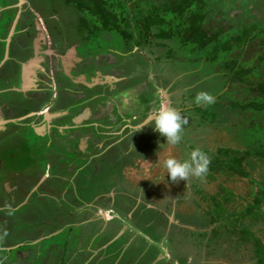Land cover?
I'll return each mask as SVG.
<instances>
[{
  "label": "rangeland",
  "instance_id": "obj_1",
  "mask_svg": "<svg viewBox=\"0 0 264 264\" xmlns=\"http://www.w3.org/2000/svg\"><path fill=\"white\" fill-rule=\"evenodd\" d=\"M123 1L127 9L124 15L134 14L128 9L129 0H105L108 9L117 14L123 10ZM157 1L142 3L146 9L157 3L161 7L164 0ZM21 2L23 7L34 8L32 0ZM191 3V9L204 11V19L213 29L222 27L218 41L242 33L243 25L248 24L257 26L256 36L264 32V0ZM55 6L48 9L52 17L56 14L54 19L70 20L69 12L65 11L64 19ZM237 8L244 9L242 15ZM70 9L77 15L72 23L83 24L89 37L72 39L78 44L71 51L77 76L59 74L57 111H64L55 124L70 122V113L80 107H72V102L85 100L97 125L113 134L79 157L80 151L74 149L76 139L80 131L89 128H59L58 136L50 134L58 151L38 150L41 159L33 157L36 163L32 164L28 159L25 169L32 168L28 187L33 188L18 202L0 196V206L17 203L13 208H0V264H116L120 258L118 264H149L157 259L153 264H262L258 259L264 256V250H257L254 240L246 239L240 227H248L264 244V199L253 212L237 220L239 228H233L230 235L224 229L230 224L216 218L219 212L233 214V208L241 209L264 189V160L255 152L264 149V111L244 106L250 100L264 99L259 85L264 82V58L258 59L264 43L258 50L251 49L250 41L244 43L245 47L242 41L233 42L208 60L214 41L198 49L192 41L182 44L180 35L170 40L154 37L158 30L154 26L148 42L144 39L143 44L134 45L131 38L110 26L102 28L99 17L87 10ZM15 10L13 7L9 15ZM27 10L22 13V22H26ZM139 22L136 25L142 30ZM134 25L129 30L136 36ZM161 42L166 44H158ZM234 57L237 64L231 68ZM87 70L93 73L92 81L79 74ZM95 70L100 74H94ZM236 71L240 74L235 75ZM198 91L212 95L213 102L196 103ZM234 102L237 104L229 105ZM166 105L177 109L185 121L181 142L165 146L167 154L183 160L199 148L207 153L210 163L211 153L218 152L220 145L238 148L237 160L235 152L226 159L248 171L253 180L233 168L226 167L223 172V168L217 170L210 164L203 178L189 177L174 183L165 174L164 179V170L156 160L164 138L149 126L140 129L137 125L144 119V124L150 125V115ZM72 132L73 136L69 134ZM14 142L19 150L25 145L22 139ZM247 148L253 150L251 154H245ZM164 154L160 153L161 160ZM86 157L88 165L76 170ZM139 160L145 167H134ZM6 169L0 168V176ZM41 174L44 179L35 184ZM114 189L124 194L117 199ZM228 189L233 191L235 203L229 201L227 210H217L214 199L229 200ZM108 193H112L110 200L101 199ZM71 224L75 225L72 233L67 228ZM115 252L117 259L109 257ZM14 254L13 262L11 258L5 260Z\"/></svg>",
  "mask_w": 264,
  "mask_h": 264
},
{
  "label": "flooded vegetation",
  "instance_id": "obj_2",
  "mask_svg": "<svg viewBox=\"0 0 264 264\" xmlns=\"http://www.w3.org/2000/svg\"><path fill=\"white\" fill-rule=\"evenodd\" d=\"M2 1L0 0V168L7 167V169L4 176H0V196L7 198L8 202H18L33 188L28 187L32 179L29 173L32 168L25 169L28 159H31L30 164L32 161L36 163L33 157L41 159L38 150L58 151L57 142L54 143L55 145L51 143V133L57 135L59 128L88 127L89 130L85 128L86 130L80 131L76 139L77 144L74 146V149L80 151L81 155H78L80 157L84 156L88 149L104 144L105 137L111 136L113 131H106L102 129L103 127L100 128L99 124L97 125L91 110L84 105L85 100H80L77 104L72 102V107L75 105L80 107L70 113V122H65L61 126L55 124L57 117L64 111H57L61 96L57 95L56 87L59 79L62 78L60 75H76L71 51H74L75 45H78L72 39L74 36L79 39V35L72 21L64 18L63 22H58L57 17L54 19L56 14L52 17L48 11L51 6L56 5H53L51 1L47 3L43 0H32L34 8L27 5L23 7L21 0ZM233 5L232 3L231 6ZM13 7L16 10L12 13L13 15H9ZM25 8H28V15L26 22H22V13ZM243 11V8L238 9L240 15ZM36 13L40 17H35ZM59 67L60 71H58ZM95 73L100 74L96 70ZM79 74L89 81H92L94 77L88 70ZM102 75L104 78L105 74L101 73ZM71 79L76 81L73 77ZM66 98H68L67 95ZM123 120L126 119L123 118ZM125 123L128 122L125 121ZM144 123L145 119L139 124ZM69 134L73 136L74 133ZM16 139L17 141L22 139L25 143L21 150L14 142ZM95 153L89 154V157ZM89 157L84 158L76 170L82 165H88ZM136 164L128 165L145 167L140 160ZM43 176L41 174L35 184L41 181ZM115 193L118 194L115 196L117 199L124 194L121 191H115ZM110 195L112 193L105 194L101 199L108 200ZM16 205L17 203L14 205L5 203L0 208H13ZM70 227L72 228L69 232L72 233L75 225L67 226V228ZM10 258L13 262L15 254L5 257V260Z\"/></svg>",
  "mask_w": 264,
  "mask_h": 264
},
{
  "label": "trees",
  "instance_id": "obj_3",
  "mask_svg": "<svg viewBox=\"0 0 264 264\" xmlns=\"http://www.w3.org/2000/svg\"><path fill=\"white\" fill-rule=\"evenodd\" d=\"M49 3L50 1L57 5L58 10L60 13H62V16L65 18V11L66 13L69 12V17L72 22H74V18H77V15L74 13H71L70 7H73L75 9L79 10H87L92 15H95L99 17L100 26L102 28L111 27L114 30L119 31L123 34L124 37L131 38L134 45L143 44L142 41L145 42L149 41V37H152V33H149L150 29L154 26H158V30H156L153 33V36L156 38L161 39H172L174 36H179V39L181 43H187V42H194L195 47L198 49L204 48L208 43L211 41L213 42V45L210 48L209 53L207 54L206 59H213L216 55L217 51L220 48H229L231 47L233 42H243V47L246 46V42L250 41L251 49H258L261 50V43H264V32L262 34H259V36L255 35L254 29L257 27L256 25L248 24L243 25V31L242 33L235 35L234 37L227 38L223 41H218V36L223 32L222 27H217L216 29H213L209 25V21H206L204 19L205 13L202 10H195L191 9L192 6V0H164L161 7H159L157 2H162L161 0H158L155 4L151 7H148L146 9V6L142 3L143 0H129L131 1L129 4V10H134L135 13L131 15H124V11L127 10L125 8L126 1H123L120 3L123 7V10L120 13H116L115 11H111L107 7V3L105 0H43ZM45 3V4H47ZM47 8V7H46ZM44 9V8H43ZM42 9V10H43ZM146 9V10H145ZM145 10V13L142 11ZM167 12H170L171 15L167 16ZM47 13V12H46ZM137 13V14H136ZM132 19H134V23L132 22ZM138 19H140V27L142 30L139 29V27L136 25L138 23ZM132 24H135L134 26L137 28L138 33L136 36L133 35L132 31L129 30L130 27H132ZM73 27L76 29V33L79 35V39H87L89 37L88 34H84V28L85 26L81 23L75 22L72 24ZM87 26V25H86ZM164 26V27H163ZM88 27V26H87ZM211 27V32H210ZM224 28V27H223ZM92 30V28H89ZM160 45H164L166 43H159ZM172 47V46H171ZM171 47L170 51L172 50ZM264 58V52L260 54V51H258V59ZM236 57L233 59V66L231 65V68H234L235 64H237ZM252 69V68H247ZM233 70V69H231ZM235 75L240 74V71H236L234 73ZM233 74V77H234ZM236 79V78H235ZM262 88V91H264V82L259 84ZM237 103H229V105H236ZM247 105V106H246ZM213 106L214 103H213ZM246 107H253L256 110H263L264 111V99L262 101H256V100H250L245 103ZM210 109V108H209ZM208 109V111H209ZM207 109H204L206 111ZM254 121V120H253ZM242 132H244V128L240 129ZM245 143H247V140H244ZM252 149L247 148L245 150V154H251ZM209 152V150H208ZM211 152V151H210ZM227 152V153H226ZM235 152L234 160H237V153L240 152V149H232V147L220 145L218 147V152L211 153L213 156V160L209 163L211 166L215 167L217 170L220 168H223V172L225 171L226 167L233 168L236 172L241 173L243 176H250L252 179L250 173L243 168H241L236 163H230L227 161V156L229 154H232ZM259 156L262 160H264V149H258ZM257 155V154H255ZM253 180V179H252ZM228 198H225V200H219L214 199V203L217 206V210H221L224 208L227 210L228 207L227 203L229 201H232L235 203L234 199V193L231 189H228ZM262 199H264V189L262 188L261 191L254 197V199L251 202H247L244 207L240 208H233V214H230L229 212L220 213V216L216 219L219 221L224 220L227 222V224H230V226H226L225 232L228 231V235H230V231H233V228L237 229L239 228V225L237 223V220L244 219V217L250 213L253 212L257 205L261 203ZM224 206V207H223ZM218 213V212H217ZM235 216L236 219H235ZM72 228V227H71ZM226 228L228 229L226 231ZM70 230V228H69ZM73 230V229H72ZM240 231L247 236L246 239H253L256 244L257 250H264V244L262 243V239L256 235L253 231L249 230L248 227L241 228ZM115 233V232H114ZM112 237V236H111ZM110 237V238H111ZM109 240V239H108ZM106 243V241H105ZM258 262H261L264 264V256L260 259H258Z\"/></svg>",
  "mask_w": 264,
  "mask_h": 264
},
{
  "label": "clouds",
  "instance_id": "obj_4",
  "mask_svg": "<svg viewBox=\"0 0 264 264\" xmlns=\"http://www.w3.org/2000/svg\"><path fill=\"white\" fill-rule=\"evenodd\" d=\"M214 98L205 91H198L194 96V101L198 104H211ZM150 125H137L140 129L149 126L151 130L164 138L163 143H159V150L156 152L157 161L160 162L162 169L167 174L168 180L178 182L186 181L189 177L203 178L207 173L209 157L207 153L194 148L187 159H177L167 154L165 146H176L182 140V125L185 123L180 112L172 107L159 108L151 118ZM164 151L161 160L160 153Z\"/></svg>",
  "mask_w": 264,
  "mask_h": 264
},
{
  "label": "crops",
  "instance_id": "obj_5",
  "mask_svg": "<svg viewBox=\"0 0 264 264\" xmlns=\"http://www.w3.org/2000/svg\"><path fill=\"white\" fill-rule=\"evenodd\" d=\"M127 240H128V239H127ZM127 240H126V241H127ZM106 243H107V242H106ZM131 244H132V243H131ZM131 244H130V245H131ZM130 245H129V246H130ZM116 249L118 250V247H116ZM112 255H113V256H112ZM116 256H117V253L115 252L114 254L112 253L111 256H109V257H115V258H116ZM116 259H117V258H116ZM121 259H122V258H120L116 264H118V263L121 261ZM157 260H158V259H157ZM157 260H156V261H157ZM156 261L153 260V261L150 262L149 264H153V263L156 262ZM113 263H114V262H113Z\"/></svg>",
  "mask_w": 264,
  "mask_h": 264
},
{
  "label": "water",
  "instance_id": "obj_6",
  "mask_svg": "<svg viewBox=\"0 0 264 264\" xmlns=\"http://www.w3.org/2000/svg\"><path fill=\"white\" fill-rule=\"evenodd\" d=\"M164 95H165V97H167V96H166L167 94H166L165 92H164ZM167 107H168V105H167ZM167 107H166V108H167ZM152 116H153V114L149 117V119H151ZM43 179H44V176H43L42 180H43ZM42 180H41V181H42ZM41 181H39V183H40Z\"/></svg>",
  "mask_w": 264,
  "mask_h": 264
}]
</instances>
